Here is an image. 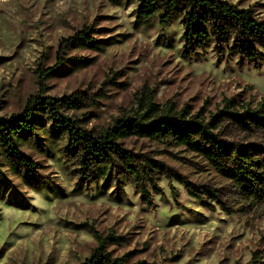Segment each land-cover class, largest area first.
I'll return each mask as SVG.
<instances>
[{
  "label": "rangeland",
  "instance_id": "obj_1",
  "mask_svg": "<svg viewBox=\"0 0 264 264\" xmlns=\"http://www.w3.org/2000/svg\"><path fill=\"white\" fill-rule=\"evenodd\" d=\"M227 1L264 20V0ZM136 7L117 0H0V116L21 113L33 95L75 94L89 100L63 113L97 135L117 119L137 116L151 100L206 120L228 99L252 107L264 102V62L221 57L212 46L188 58L180 20L167 29L158 20L141 24ZM84 30L95 46H66ZM41 68L57 72L40 83ZM221 125L225 139L251 144L264 164L263 131ZM52 140L50 148L44 140L24 145L36 163L30 183L0 167L6 191L0 197V264H80L99 246L96 233L104 250L126 264L264 261V199L246 201L188 148L150 138L126 141L138 160L165 164L164 174L156 175L161 190L150 188L148 203L130 182L110 186L87 178L72 150H62V136Z\"/></svg>",
  "mask_w": 264,
  "mask_h": 264
},
{
  "label": "trees",
  "instance_id": "obj_2",
  "mask_svg": "<svg viewBox=\"0 0 264 264\" xmlns=\"http://www.w3.org/2000/svg\"><path fill=\"white\" fill-rule=\"evenodd\" d=\"M117 1L137 4L136 20L141 24L158 20L161 28L167 29L174 21L180 20L184 54L188 58L200 49L212 46L221 57L233 56L250 63L264 62V20L250 8H241L227 0ZM66 42V46L76 47L95 46L96 41L88 30H84ZM65 61H59L58 66ZM56 72L55 69L45 72L41 68L39 82ZM84 100L89 99L75 94L63 98L37 94L28 99L21 113L10 118L0 116V167L21 182L30 183L36 163L27 156L24 145L44 140V147L50 148L56 143L51 138L61 135L64 142L59 144L65 145L62 150H72L78 170L87 178H99L110 186L130 182L151 203L150 188L161 190L157 181L165 172V164L150 157L138 160L126 146L128 139L150 138L169 146L188 148L228 179L246 201L252 204L263 201L262 159L251 144L225 139L221 124L232 123L244 132H264V102L252 107L228 99L224 109L206 120L201 114L189 116L187 110L161 109L151 100L141 107L137 116L117 119L112 126L95 135L80 126L78 119L63 113L64 108L78 109L85 104ZM45 121L50 126L47 127ZM182 182L188 186L186 180ZM207 194L213 196V190L207 189ZM2 196H6V191L0 185ZM95 235L99 246L80 264H126L124 259L112 258L104 250L105 240L98 233ZM136 264L154 263L140 261Z\"/></svg>",
  "mask_w": 264,
  "mask_h": 264
}]
</instances>
